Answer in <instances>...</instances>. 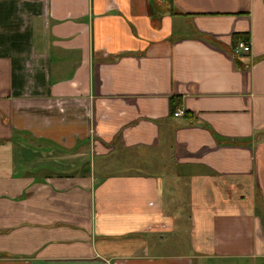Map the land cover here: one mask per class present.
<instances>
[{
	"label": "crops",
	"instance_id": "obj_1",
	"mask_svg": "<svg viewBox=\"0 0 264 264\" xmlns=\"http://www.w3.org/2000/svg\"><path fill=\"white\" fill-rule=\"evenodd\" d=\"M242 260L264 264V0H0V264Z\"/></svg>",
	"mask_w": 264,
	"mask_h": 264
},
{
	"label": "rangeland",
	"instance_id": "obj_2",
	"mask_svg": "<svg viewBox=\"0 0 264 264\" xmlns=\"http://www.w3.org/2000/svg\"><path fill=\"white\" fill-rule=\"evenodd\" d=\"M163 148H165V147H163ZM169 159V158H168ZM169 165V164H168ZM167 165V167L169 168L170 166H168ZM174 174V172L172 171V169L171 170H168V171H166V172H163V174H161V175H164V176H168L169 174ZM178 179H180V178H178ZM168 180L166 181V187L169 185L168 184ZM183 184H185V181L183 180V181H179V183L177 184V185H183ZM176 185V187L175 188H173V189H168L167 191H168V193H169V196H168V201L169 202H171V200L173 199V198H175V199H182L183 198V195H184V193L181 191V188H179L178 186ZM258 204H259V202H258ZM167 208L168 207H170L169 205H167L166 206ZM175 212L176 213H185V212H187V210L185 209V207L184 206H182V208H180L179 210H176V208H175ZM216 264H219V263H216ZM220 264H253V263H251V262H248V261H244V260H242V261H234V262H224V263H220Z\"/></svg>",
	"mask_w": 264,
	"mask_h": 264
},
{
	"label": "built area",
	"instance_id": "obj_3",
	"mask_svg": "<svg viewBox=\"0 0 264 264\" xmlns=\"http://www.w3.org/2000/svg\"><path fill=\"white\" fill-rule=\"evenodd\" d=\"M251 49L252 48H251V44L249 41L240 40L237 42V44H235L232 51L234 55L241 56V55L250 53ZM184 115H185V110L182 108H178L175 112L176 117L184 116Z\"/></svg>",
	"mask_w": 264,
	"mask_h": 264
},
{
	"label": "trees",
	"instance_id": "obj_4",
	"mask_svg": "<svg viewBox=\"0 0 264 264\" xmlns=\"http://www.w3.org/2000/svg\"><path fill=\"white\" fill-rule=\"evenodd\" d=\"M174 14H181L179 12H173ZM238 41L235 42V44H237ZM235 57H239V56H236L234 55ZM182 103V98L181 97H178V96H172L170 98V111H171V114L175 116V112L177 110L178 107H180ZM184 116H189V112L188 111H185V115Z\"/></svg>",
	"mask_w": 264,
	"mask_h": 264
}]
</instances>
